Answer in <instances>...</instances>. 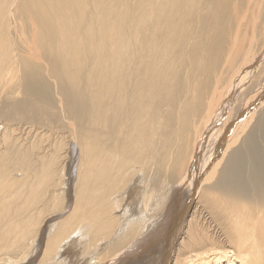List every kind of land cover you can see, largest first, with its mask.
<instances>
[{
  "label": "bare ground",
  "instance_id": "1",
  "mask_svg": "<svg viewBox=\"0 0 264 264\" xmlns=\"http://www.w3.org/2000/svg\"><path fill=\"white\" fill-rule=\"evenodd\" d=\"M0 264H264V0H0Z\"/></svg>",
  "mask_w": 264,
  "mask_h": 264
}]
</instances>
